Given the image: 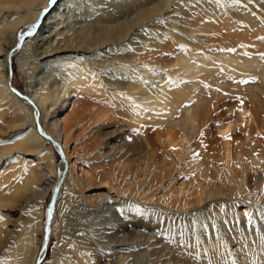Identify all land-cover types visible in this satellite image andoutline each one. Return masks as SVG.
Returning a JSON list of instances; mask_svg holds the SVG:
<instances>
[{
  "label": "bare ground",
  "instance_id": "6f19581e",
  "mask_svg": "<svg viewBox=\"0 0 264 264\" xmlns=\"http://www.w3.org/2000/svg\"><path fill=\"white\" fill-rule=\"evenodd\" d=\"M33 24L41 26L20 44L17 60L27 99L8 88L7 70L13 38ZM65 90L80 96V106L111 111L116 105L128 112L130 127L102 124L88 132L90 147L101 146L104 130H122L110 164L95 147L80 159L84 183H108L125 194L91 199L77 180H50L57 167L53 148L61 147L34 129L32 116L35 111L38 127L39 111ZM261 113L264 0H0V264H38L43 251L37 234L52 186L61 188L64 228L53 261L42 264H132L138 250L128 246L149 235L151 250L163 256H216L232 239L249 248H239L249 254L246 264L260 261ZM156 140L164 153L155 152ZM208 171L216 181H209ZM142 179L146 199L157 197L154 202L135 197L134 181ZM223 193L229 196L218 199ZM221 206L263 217L251 222L241 211L209 223L204 211ZM185 217L192 223H177L173 240L171 224ZM195 243L202 245L191 251Z\"/></svg>",
  "mask_w": 264,
  "mask_h": 264
},
{
  "label": "rangeland",
  "instance_id": "374dc122",
  "mask_svg": "<svg viewBox=\"0 0 264 264\" xmlns=\"http://www.w3.org/2000/svg\"><path fill=\"white\" fill-rule=\"evenodd\" d=\"M40 26L41 25H34L33 24L30 26V28L28 27V29H27V27L19 29V31L16 33L15 37L13 38L12 43L10 44L9 52L11 54L12 53L13 54H12V56H10V62H8V65L10 66V67H8V70H7V81H8V86H9L8 88H11L10 89L11 91L15 90V91L19 92L21 95L25 96L27 99L29 97H27L26 94H28L29 91L27 90L26 81L22 75V72L19 69V65L17 63V60L21 54L19 52V49L21 46L20 44L25 43L26 41L30 40L35 35V33H36L35 30H38L40 28ZM24 30H29V31H26V33H24L23 32ZM25 34H27V35H25ZM66 91L67 90H65V92L60 94L59 99L57 100L58 102L56 101V103H54L53 106L52 105L50 106L49 103H47L46 109H44L45 111H39V122H40L39 127H40V129L45 134H47V136L50 139H53L57 143L59 148L61 147V150L57 151L56 146H54L55 144H53L49 140H47L48 143H51L52 147L54 146V148H53L54 160L57 162L56 171H55V173H53V172L51 173L50 180L55 181V183H59V182H63V181L69 182L70 180H72V181L77 180V182H75V183L78 186H80L79 191L81 192V194H83L84 196L89 197V198L92 197L91 199H95L97 197H102V196L106 197L108 199H112V197H114L116 195V192L118 190H119V193H121L122 195L125 194V190H123V189L118 188V190H117V188H115V187H113L111 189L108 183L104 184V183H100L96 180L93 181L92 185L84 183L83 182V174L86 171V168H85V165H83L82 161L80 160V159H82L83 155H85L86 152H88V153L93 152L94 153L95 148H100V150L102 149L101 151H105V156L101 159L105 160L106 164H110V161L113 160V156L116 152L115 150H117L119 145H120L119 138L121 139V137L124 136V134L122 133V130L120 131L117 127L116 128L113 127V128H109L107 130H104L102 137H101V141L103 142L101 144L102 147L100 145H97V146L91 145L90 146L91 148L88 146L89 145L88 143H89V141H92V136L88 132H90V129H92L93 127L100 128L102 124H108L109 126H118V125L124 124V125H127L128 127H130L129 126L130 119L129 118L125 119V117H126L125 116V113H126L125 108H123L122 106H116L115 105V107H113L111 109V111H102V108H99L97 106H94V107L93 106L92 107L84 106V105L80 106V103H81L80 96H75L74 94H67ZM11 94L15 98H17L18 100L23 101V102L25 101L24 99L20 98L19 96H16L14 92H11ZM25 103H26V101H25ZM42 112H43V115H42ZM35 115H37V114L34 111L32 118H33L34 129L37 131V124L35 122ZM259 117L263 123L264 113H261ZM8 119L12 120L11 118H8ZM14 130L15 129H10L9 132H13ZM262 130L264 132V125L263 124H262ZM37 133H39V132H37ZM49 133H51V134H49ZM152 139H153V137H152ZM191 142H194V141L191 140ZM64 145L66 146L65 151H64ZM213 145H215V144H213ZM104 147L106 150L104 149ZM153 148H154L155 152H157L158 154L164 151V150H161V146L159 145V142L157 140L153 141ZM213 148H214V146H213ZM27 157H28L27 160L34 158V156H32V155H28ZM24 158H25V156H24ZM209 159H212V158H209ZM214 161H216V159ZM34 162H37V160ZM262 165L264 166V162H262ZM209 174L210 173L208 171L209 181H213V182L216 181V178H214V176L212 177V174H210V175ZM242 176H243V174L239 173L240 183L243 181V179L241 178ZM71 177H72V179H70ZM117 179L119 180L120 178L117 177ZM146 180L142 179L141 181H138V180L134 181L133 188H136V186H137L138 189L136 188V190H137V192H139V194L136 193L135 197H139L140 199H146L149 197V194L145 193L146 188L149 189V187H147ZM231 181H233V180H231ZM218 182H216V183H218ZM222 184L223 183H218L217 187L220 189H225V188H223V187H225V185L224 184L222 185ZM45 187H47V186H45ZM56 189L57 188L55 186L50 187L48 192H47V195L45 196V199H44L45 202H44V207H43L42 229H41V233L37 234V236L40 240L41 252H42L44 242H45V226H46V221H47L49 205L51 204L52 198H54L53 204H52L53 207H52V211H51V217H50V221H49V233H48L47 238H46V245H45L44 254L42 256H41V254L38 256L39 264L46 263V262L51 263L53 261V258H52L53 257V251L55 250L57 245L60 243L61 230H62V228H64L62 212L59 211V207H60L61 202H62L61 198H59V194H61V191H60L61 188H58L57 190ZM153 194L155 195V194H157V192L152 193V195ZM228 194L229 193L220 194L217 198L219 199V198L227 197V196H229ZM155 198H157V197L153 198V196H150V199H146L145 201L154 202L156 200ZM206 202H208V200L203 202V204H201V205L203 206ZM221 207H219L217 209L210 208V209H207L204 211V213L206 214V216H204V217L205 218L207 217V220L210 221L209 223H212V222L214 223L219 218L218 217L219 214L223 215V217L225 216L224 219H229L230 217H232V215L241 214V213H239L241 211L243 214L244 213L247 214V211H248V210H245L246 208H244V211H243V209L236 210V209H233L229 206L228 207L221 206ZM262 211H264V210H262ZM250 212L251 211H249L248 214L245 216L250 215L249 221L255 222V223L258 220H260L264 215V212H263V215H261V212L258 214L257 212L254 211L256 213V216H254L255 213H252V212L250 213ZM252 217L253 218L255 217V218L253 219ZM185 219H187V220H181L180 222L175 221V223L173 222V224H171L173 226V231L169 232V235H170V233L172 234L170 236H173L172 239L175 238L173 240H177V237H178V232H177V234L175 232V231H177V229H176L177 223H178V225H181L182 223L186 222L185 223L186 227H188L189 224L192 223V222H190L192 220H189L187 217H185ZM256 219H257V221H256ZM214 224L216 225V224H218V222H215ZM185 234L187 235L188 232H186ZM185 234L183 233V235H185ZM149 237H151V236L149 235V236H145L144 238H141L139 240V242L137 243L138 245L137 244H133V245L130 244V246H128L126 244V246H128V247L138 250V253L136 254V256H133V258L130 257V259H132V260H129V261H131L132 264H136V263L137 264L138 263L139 264H153V262H154V264H209V263L210 264H246L245 259H247L248 258L247 255H249V254H246V253L243 254L242 252H240L241 250L249 249V248L245 247L247 245H241L237 241L230 239L229 242L227 243L226 247H224L222 249V253H220L219 255H216V256L214 254H211L209 256H207V255L204 256L201 254L193 255V254H189L188 253L189 251H186V255L185 254L182 255L180 253H174V254H171V256L170 255H168V256L164 255L163 256L161 252H158L156 250H154V251L151 250L153 240H151ZM163 237H164V235H163ZM164 238L166 239L167 237H164ZM168 238L166 240H168ZM232 241H234V242H232ZM220 243H222V241L218 242V244H220ZM236 243H238V244H236ZM149 244H151V245H149ZM201 245L202 244H199V246H197L196 243L192 244L191 245V247H192L191 251L196 249V248L200 249ZM236 248H237V250H235ZM239 248L240 249L243 248V249L240 250ZM174 255L176 257H179V258L177 259L176 257H173ZM214 256H215V258H214ZM259 256H256L255 258H258ZM177 260H179V261H177ZM254 260L255 259L252 260V264H264V261H263L264 258L261 259L260 261L257 259L255 261Z\"/></svg>",
  "mask_w": 264,
  "mask_h": 264
},
{
  "label": "water",
  "instance_id": "95a60500",
  "mask_svg": "<svg viewBox=\"0 0 264 264\" xmlns=\"http://www.w3.org/2000/svg\"><path fill=\"white\" fill-rule=\"evenodd\" d=\"M14 91V90H13ZM16 93V92H15ZM37 120V119H36ZM37 122V121H36ZM38 123V122H37ZM38 130L40 131V127H39V125H38ZM50 140V139H49ZM50 141H52V140H50ZM53 199L54 198H52V201H51V204L49 205V210H48V215H47V221H46V226H45V242H44V246H43V249H42V251H43V254H44V250H45V245H46V238H47V235H48V233H49V220H50V217H51V211H52V207H53ZM38 264H39V261H38Z\"/></svg>",
  "mask_w": 264,
  "mask_h": 264
},
{
  "label": "snow or ice",
  "instance_id": "6c2138e0",
  "mask_svg": "<svg viewBox=\"0 0 264 264\" xmlns=\"http://www.w3.org/2000/svg\"><path fill=\"white\" fill-rule=\"evenodd\" d=\"M217 2H219V0H217ZM226 139H228V138H230V137H225ZM173 150H175V149H173Z\"/></svg>",
  "mask_w": 264,
  "mask_h": 264
}]
</instances>
